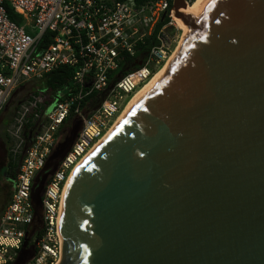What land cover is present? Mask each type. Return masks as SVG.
I'll use <instances>...</instances> for the list:
<instances>
[{
	"label": "water",
	"instance_id": "1",
	"mask_svg": "<svg viewBox=\"0 0 264 264\" xmlns=\"http://www.w3.org/2000/svg\"><path fill=\"white\" fill-rule=\"evenodd\" d=\"M64 195L58 264H264V0H212ZM59 140L31 191L73 145ZM26 238L13 264H26Z\"/></svg>",
	"mask_w": 264,
	"mask_h": 264
},
{
	"label": "built area",
	"instance_id": "2",
	"mask_svg": "<svg viewBox=\"0 0 264 264\" xmlns=\"http://www.w3.org/2000/svg\"><path fill=\"white\" fill-rule=\"evenodd\" d=\"M171 1L0 0V113L21 86L57 68L71 69L67 85L29 94L7 131L12 192L0 216V264L15 262L34 222L33 182L79 119L73 145L46 180L37 251L26 263L58 264L63 188L73 168L178 45L181 31ZM4 4L22 23L9 19Z\"/></svg>",
	"mask_w": 264,
	"mask_h": 264
},
{
	"label": "rangeland",
	"instance_id": "3",
	"mask_svg": "<svg viewBox=\"0 0 264 264\" xmlns=\"http://www.w3.org/2000/svg\"><path fill=\"white\" fill-rule=\"evenodd\" d=\"M173 49L175 50V48H173ZM174 50H173V52H174ZM164 66H165V64L163 65V67ZM120 72H121V69L116 74H119ZM155 74H153V76ZM41 83H42V80L32 81V82L27 83L24 86H21L20 88H18L16 91H14V93L12 94V96L10 98L9 103L6 105V107H4V109L0 113V216L2 214V211L6 205V202H7L8 197H9V186H6L5 183L3 182L4 179H3V175H2L3 168H5L7 163L9 162L10 142H9V139H7V131L9 130V126L13 123V118L16 114L17 108L25 103L29 94L33 93L35 90H38L41 92L46 91V89L43 87V85ZM143 86H141V88ZM44 186H45V184H44ZM44 186H43V190H44ZM41 219H42V213H41ZM41 226H42V223H41ZM41 228H40L39 224L33 222L32 226L29 230V232L33 231V235L31 237V240H30L28 246L30 244L35 243V254L37 251L36 243H37V239L39 238V236L41 234V232H40ZM32 238H33V241H32Z\"/></svg>",
	"mask_w": 264,
	"mask_h": 264
},
{
	"label": "bare ground",
	"instance_id": "4",
	"mask_svg": "<svg viewBox=\"0 0 264 264\" xmlns=\"http://www.w3.org/2000/svg\"><path fill=\"white\" fill-rule=\"evenodd\" d=\"M212 0H192L189 4L183 5L182 6V13H183V17L185 20L188 21H193L194 19L198 18L203 11L208 7V5L211 3ZM174 19L176 22L177 27L179 28V30H181V37H180V41L178 42V45L176 46L174 52L172 53V55L170 56V58L167 60V62L165 63V66L162 67L161 69L158 70V72L151 77L142 88H139L129 99L126 107L122 110L121 114L118 116V118L113 122L112 126L109 128V130L99 139V141L97 140L95 142V144L91 147V149L84 155L83 159L73 168L72 172L70 173V176L68 178V181L66 182L64 188H63V192H62V197H61V206H60V213H59V220L61 221V216H62V209H63V202H64V195L73 179L74 174L78 171V169L83 165V163L89 158V156L104 142V140L109 136V134L112 132V130L114 129V127L118 124V122L120 121V119L123 117L126 109L129 107V105L135 100L137 99L142 93L143 91L167 68V66L169 65V63L171 62V60L173 59V57L175 56V54L177 53L178 49L180 48L181 44L183 43L186 35H187V31H188V25L187 24H183V22L181 21V19L179 17H177L176 15H174ZM70 150V149H69Z\"/></svg>",
	"mask_w": 264,
	"mask_h": 264
},
{
	"label": "trees",
	"instance_id": "5",
	"mask_svg": "<svg viewBox=\"0 0 264 264\" xmlns=\"http://www.w3.org/2000/svg\"><path fill=\"white\" fill-rule=\"evenodd\" d=\"M134 1H136L137 3H143L147 0H134ZM3 6L6 9L7 15L11 21L16 22V23H22L23 21L22 17L15 14L8 4H4ZM45 37H47V35ZM70 79H71V69H69L68 67H60L50 72L49 74L45 75L44 78L42 79L41 84L43 85L45 89L56 90L57 88L61 86L67 85ZM7 139H8V136H7ZM11 168H12V164L8 162L7 171H6L7 178L12 176ZM9 182L11 184L10 180ZM11 192H12L11 185H9V197L11 195Z\"/></svg>",
	"mask_w": 264,
	"mask_h": 264
},
{
	"label": "flooded vegetation",
	"instance_id": "6",
	"mask_svg": "<svg viewBox=\"0 0 264 264\" xmlns=\"http://www.w3.org/2000/svg\"><path fill=\"white\" fill-rule=\"evenodd\" d=\"M6 171H7V165H6V167L5 168H3V171H2V175H3V179H4V183H5V185L6 186H9V183H8V181H7V176H6Z\"/></svg>",
	"mask_w": 264,
	"mask_h": 264
}]
</instances>
